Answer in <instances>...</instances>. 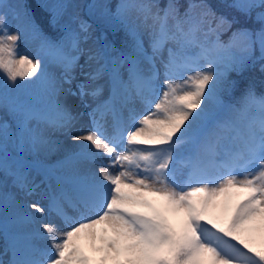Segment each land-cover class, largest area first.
<instances>
[{"label":"snow or ice","instance_id":"1","mask_svg":"<svg viewBox=\"0 0 264 264\" xmlns=\"http://www.w3.org/2000/svg\"><path fill=\"white\" fill-rule=\"evenodd\" d=\"M226 7L259 27L233 31L240 21L217 16L203 0L186 7L168 0L163 8L152 0H40L35 11L21 0H0V74L17 89L25 87L18 80L34 78L50 98L49 114L41 116L25 101H10L7 83L0 87V111L15 118L11 127L0 119V152L9 138L20 153L60 150L34 120L77 142L61 163L70 174L56 175L54 187L50 174L40 182L47 204L26 205L13 258L0 264H264V96L248 85L236 98L239 82L229 76L250 60L264 61V0ZM89 20L101 26L99 36ZM118 30L127 38L122 48L109 40ZM22 36L59 65V80L42 59L18 52ZM76 68L84 77L76 82L82 100L109 92L79 134L66 104L77 95ZM134 100L146 114H132ZM108 114L111 133L101 123ZM11 176L22 195H36L40 184L29 169H12ZM0 201L16 203L2 192ZM45 215L64 228L43 222ZM37 239H47L48 248H38Z\"/></svg>","mask_w":264,"mask_h":264},{"label":"rangeland","instance_id":"2","mask_svg":"<svg viewBox=\"0 0 264 264\" xmlns=\"http://www.w3.org/2000/svg\"><path fill=\"white\" fill-rule=\"evenodd\" d=\"M23 3V0H21ZM49 2H52V0H49ZM69 3L76 4V3H82L83 0H68ZM10 11V10H9ZM72 11V9H70ZM16 21L12 19L11 12L9 15V29L10 31H15L16 30ZM146 39V37H145ZM18 52L21 54H26L29 56V58L32 59H42L43 60V67L45 72L53 77L56 80H59L61 76L62 69L59 67L58 64H54L51 60H48L43 57V54L39 51L38 48V43L31 40L30 38L25 39L24 36L21 37V39L18 41ZM81 64H83V59L80 61ZM76 77V80L73 82L71 85V88L74 92H77L76 89V82L83 80L84 77L80 75V69L76 68L73 73ZM34 81V78H33ZM28 81V80H18V84H27L30 88L33 89V86L35 84L39 85L41 88V91L39 92V96L42 99L43 102H46V104L49 105V95L48 92L45 88V85L42 82L39 81ZM7 83L9 89H10V95H14L15 98H18L19 100L23 101V97H27L25 91L23 88L17 89L15 85H13L10 81H6V78L3 76V74H0V87H3V85ZM101 83H104V81H101ZM69 87L68 85H64V88ZM108 90L107 87H105V91L102 94V96L99 98V100H93L91 97H85L83 100L79 96L78 92L77 95L67 97L66 99V104L67 106L71 109L72 114L77 117L74 127L72 131L74 133H81V132H87L89 128L91 127V120L90 117L88 116V113L92 110L93 107H95L96 103L101 102L106 99ZM26 105L32 109H34L38 115L44 116L48 115V106L45 107H40L38 105H31L29 101H25ZM156 102V101H154ZM130 108L134 110L132 113L133 115L136 116H142L146 114L145 112V105L140 102L139 100H134L130 105ZM123 115V120L125 121V126H128V117H129V112L127 109H124L122 112ZM0 119L6 120L8 122V125L11 127V125L14 123L15 118L12 116L11 113L5 114L3 111H0ZM101 123L104 125V127L107 129L108 133H111L112 128V115L108 114L104 120L101 121ZM33 127L39 128L40 131H42L48 139L54 142H58L61 145L60 150L57 151H46V150H39L31 153H20L19 150L16 147L17 141L15 138H9L7 140H4L3 142L6 143V150L3 152H0V161L3 162L5 165V169H0V192L2 193H8L10 196H14L16 203H12L11 201H0V214L4 213H12V214H17L22 211H29L26 207V205H29L33 202L43 203L46 201L44 199H41V194L44 193L45 189L40 184V178H39V173L37 171V167L31 164H25L23 162H18L14 158L11 157L13 156H19L21 155L24 158H27L28 160L34 161V159H41L45 162H50L57 160L58 158H61L65 156V150L69 148H74L75 144L77 142H74L71 139V136L67 135V133L57 131L55 129L50 128L45 124L43 120L41 121H32ZM61 163L56 165L57 170H60V172L64 175H69L70 173L68 172L67 169H64L61 171ZM19 167H24L30 170L31 177L34 179V181L37 184H40V187L37 189L36 195L32 196H24L20 193L19 189H17L14 184H13V179L11 176V170ZM34 173V174H33ZM35 215V213H33ZM43 222H49V223H56L58 224L62 229L64 228L63 225L59 223L58 220H56L55 217L51 215H45L42 218ZM37 228L40 227L39 224L36 225ZM18 228L23 229L22 225H19ZM0 239V243H1ZM36 246L40 249H47L48 248V241L47 239H37L34 241ZM5 247V245L2 243L0 244V250L2 247ZM21 249V248H19ZM18 249V250H19ZM3 260V259H2ZM6 260V258H4Z\"/></svg>","mask_w":264,"mask_h":264},{"label":"trees","instance_id":"3","mask_svg":"<svg viewBox=\"0 0 264 264\" xmlns=\"http://www.w3.org/2000/svg\"><path fill=\"white\" fill-rule=\"evenodd\" d=\"M38 2H40V0H23V3H27L28 5H30V10H33V11L36 10V5L38 4ZM111 2L114 5L115 3L118 2V0H111ZM152 2H158L160 4V7L163 8L167 4L168 0H152ZM179 2L183 6L186 7L189 0H179ZM197 2H200V0H197ZM203 2L208 4L211 7L212 11L216 13L217 16L226 15L229 17V19H231L232 17H236V19L239 20L240 23L233 25V28H232L233 31L237 27H240V26L259 27V25L255 24L253 21L246 20L245 18L241 17L240 14L237 13L235 10H232L226 7L228 4H231L233 0H203ZM40 11L44 12V10H40ZM181 11H183V8L181 9ZM44 14L47 15L46 12H44ZM81 15L84 16L85 19H88V17L85 16L83 12H81ZM89 23H93V22L89 20ZM93 29H94V35L99 36L101 32V26H98L96 23H93ZM44 30H45V33L51 37H54L57 33V29L52 28V27H45ZM230 34H231V31L223 33L221 36V39L224 41H227ZM126 39L127 38L125 37L123 30L116 31L114 35H112L111 32L109 33V40L114 41L118 48L123 47L121 44V41H124ZM254 55L255 57H258L259 52L257 51ZM262 65H264V61H260L258 59L254 61L250 60L248 61L247 66L241 72L239 73L230 72L229 73L230 78L237 80L239 82V88L234 93L236 98H239L243 94L245 88L248 85L252 86L253 91L256 94V96L264 95V71H262ZM22 85H25L23 89L25 90L28 97L32 99L30 103L32 104L33 101H37L38 98L36 97L38 95V91L33 92L26 84H22ZM28 97H23L22 99L27 101ZM11 156L16 158L18 162L33 164L34 166L37 167V169L39 170L38 172L40 174L44 172L43 166H45V163L40 159H34V161H32V160H28L27 158L22 157L21 155L16 156V157L13 155ZM24 213H25V210L21 213L16 214L15 216L21 217L23 216ZM4 214L6 216L3 214L2 215L0 214V220H3L5 217H9L8 213H4ZM10 217H13V216H10ZM17 223H20V222L16 220L11 221V223H9L8 225V228H14L17 225Z\"/></svg>","mask_w":264,"mask_h":264}]
</instances>
